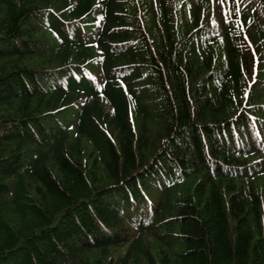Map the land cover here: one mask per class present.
<instances>
[{
    "label": "trees",
    "instance_id": "16d2710c",
    "mask_svg": "<svg viewBox=\"0 0 264 264\" xmlns=\"http://www.w3.org/2000/svg\"><path fill=\"white\" fill-rule=\"evenodd\" d=\"M43 1L0 0V264H264V170L248 169L251 143L229 131L262 116L264 81L241 92L252 55L231 44L249 36L264 68L258 5L236 0L226 21L225 5L207 0H76L74 13L96 1L119 26L102 48L134 39L105 63H139L121 79L131 98L112 77L99 99L87 85L43 86L46 71L95 50L56 45L34 19ZM138 10L148 36L121 31L139 27ZM221 49L226 81L213 85Z\"/></svg>",
    "mask_w": 264,
    "mask_h": 264
},
{
    "label": "rangeland",
    "instance_id": "374dc122",
    "mask_svg": "<svg viewBox=\"0 0 264 264\" xmlns=\"http://www.w3.org/2000/svg\"><path fill=\"white\" fill-rule=\"evenodd\" d=\"M11 205H8L7 207H5L3 211H5L4 213V218L9 221L10 223L15 224V225H19L20 224V220L18 218V215L16 212H12L10 211Z\"/></svg>",
    "mask_w": 264,
    "mask_h": 264
},
{
    "label": "snow or ice",
    "instance_id": "6c2138e0",
    "mask_svg": "<svg viewBox=\"0 0 264 264\" xmlns=\"http://www.w3.org/2000/svg\"><path fill=\"white\" fill-rule=\"evenodd\" d=\"M218 2H219L221 5H223V4H225V3L227 2V0H218ZM237 11H239V9H237Z\"/></svg>",
    "mask_w": 264,
    "mask_h": 264
}]
</instances>
